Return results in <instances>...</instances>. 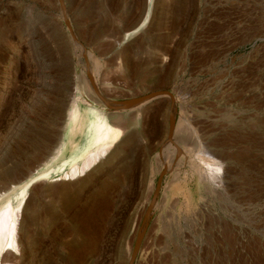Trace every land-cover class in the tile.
I'll list each match as a JSON object with an SVG mask.
<instances>
[{
  "label": "rangeland",
  "instance_id": "374dc122",
  "mask_svg": "<svg viewBox=\"0 0 264 264\" xmlns=\"http://www.w3.org/2000/svg\"><path fill=\"white\" fill-rule=\"evenodd\" d=\"M146 3L0 0V206L19 216L17 264H264V0H155L126 39ZM76 97L124 116L128 154L70 203L45 179L25 193ZM198 140L228 160L208 189L187 155Z\"/></svg>",
  "mask_w": 264,
  "mask_h": 264
},
{
  "label": "bare ground",
  "instance_id": "6f19581e",
  "mask_svg": "<svg viewBox=\"0 0 264 264\" xmlns=\"http://www.w3.org/2000/svg\"><path fill=\"white\" fill-rule=\"evenodd\" d=\"M154 6L155 0H147L146 12L144 15L141 14L134 22V26H139L129 33L126 39L130 40L136 37L147 25L151 19ZM81 88L83 92L84 89L89 90L85 83L81 85ZM66 117L61 136L58 142L51 149H48L49 156L45 162L33 173L30 170H26L22 174L21 178L23 180L28 178L27 182H24L23 189L25 193L28 192L29 186L34 181L45 179L52 183H58L56 188L59 191L60 199L65 198V201H69L70 203L73 199L72 196L69 197L68 190L70 188L80 186L91 176V172L99 170L103 165L113 164V161L117 160L122 154H128L125 151V147L129 145L131 136L127 134L126 119L122 114H103L89 103H86L82 98L76 97L71 101ZM186 147L188 149V146ZM133 150H130V152H134ZM188 154L197 160L198 163L196 165L198 170H201L202 166L203 169L204 167L208 169L209 175L207 177L201 174V180L206 189L211 187L209 186L210 180L214 182L219 179L217 176V172L221 170L218 167L219 164L228 165V160L223 153L210 149L200 140L197 141L193 149L187 151ZM226 170L228 173L227 168ZM219 183L222 184L224 182L221 180ZM99 186L102 185L100 184ZM99 186H97V189H99ZM106 186H108L107 183ZM102 188L104 189V186ZM8 191L6 189L4 191L1 190L0 202L8 195ZM213 191L216 192V189H213ZM54 203L55 200H51L50 205L53 206ZM18 209L20 213L23 212V208ZM4 210L0 206V264H17L18 262L16 261L19 259L17 257L21 256V245L18 240L21 223L14 208L6 209L5 212ZM51 215L53 218L58 216L53 211Z\"/></svg>",
  "mask_w": 264,
  "mask_h": 264
}]
</instances>
